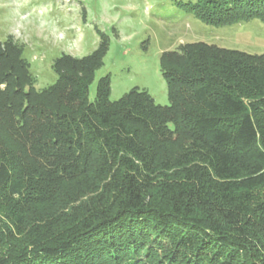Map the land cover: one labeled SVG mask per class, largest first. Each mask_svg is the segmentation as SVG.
I'll use <instances>...</instances> for the list:
<instances>
[{"label": "trees", "instance_id": "trees-1", "mask_svg": "<svg viewBox=\"0 0 264 264\" xmlns=\"http://www.w3.org/2000/svg\"><path fill=\"white\" fill-rule=\"evenodd\" d=\"M180 6L264 23V0ZM108 47L60 55L36 90L22 47L0 43V245L31 233L0 264H264V55L185 44L159 59L169 105L135 88L110 101L109 75L89 102Z\"/></svg>", "mask_w": 264, "mask_h": 264}, {"label": "rangeland", "instance_id": "rangeland-1", "mask_svg": "<svg viewBox=\"0 0 264 264\" xmlns=\"http://www.w3.org/2000/svg\"><path fill=\"white\" fill-rule=\"evenodd\" d=\"M188 2L195 0H0V43L10 38L22 47V57L35 78L34 88L42 90L56 81L51 69L56 58L62 54L74 58L89 55L100 34H105L109 47L89 86L88 101L94 102L97 82L109 75L110 101L135 88L147 92L155 104L167 106L166 84L159 68L162 53L202 42L264 55V23L206 25L182 10L180 5ZM177 171L174 168L161 174L152 188L158 190L164 182L179 180L180 176H173ZM61 206L48 210L62 215L71 212L60 211ZM24 229L20 235L12 229L14 235L0 245V259L14 261L24 249L31 239V233ZM59 231L60 227L51 230L54 234Z\"/></svg>", "mask_w": 264, "mask_h": 264}]
</instances>
